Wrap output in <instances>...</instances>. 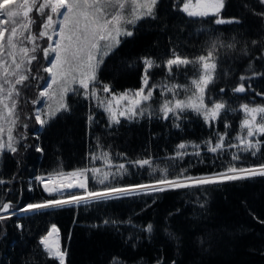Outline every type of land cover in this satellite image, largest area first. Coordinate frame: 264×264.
<instances>
[{"label": "trees", "instance_id": "16d2710c", "mask_svg": "<svg viewBox=\"0 0 264 264\" xmlns=\"http://www.w3.org/2000/svg\"><path fill=\"white\" fill-rule=\"evenodd\" d=\"M174 3L175 0H159L157 19L142 21L133 37L123 38L124 42L101 65L99 78L111 84L116 92L137 89L141 86V57L152 56L162 61L173 48L181 55L192 57L200 54L217 36L225 41L235 36L239 41L237 51H228V55L222 57L224 71L230 74L221 75L215 85H209L215 89L213 98L224 97L233 106L237 97L244 102L264 103V98L256 96V92L264 93V75L246 81V87L251 84V88L245 94L234 96L231 92V88L240 83L239 75L251 76V71L264 73V61L256 59L260 51L250 43L261 35V18L253 15L244 4L256 11H264V6L257 0H226L221 15L237 17L241 23L216 26L187 17L173 7ZM208 28L213 30L211 34L202 31ZM246 43L250 51L244 56L240 49ZM38 58L32 65L33 74L47 78L41 67L46 63L41 53ZM249 61L253 69L246 72ZM153 76L160 81L165 71L155 69ZM177 79L180 83L186 82L183 75ZM37 81L30 80V87L24 93L25 101L34 97L31 93L37 88ZM221 87L225 88L224 93L219 92ZM158 91L154 95L159 99ZM68 101L70 111L58 114L39 132L32 116L35 107L30 102L23 103V113L31 118L26 120L28 129L20 130L27 132L28 139L23 143L29 147L16 155H0V178L11 181L0 185V200H11L18 209L27 203L51 199L34 180L36 175H46L54 169L72 171L86 165L104 166L101 161L88 159L91 153L99 151L97 138L112 155L113 163H124L129 170L123 177L112 178L108 186L135 185L152 179L147 175L148 170L129 163L140 158L150 157L161 168L169 166L173 174L187 168L186 174L194 177L223 171L226 166H222V159L214 161L201 144L211 133L224 132L223 122H216L214 128H210L202 118L188 113L181 128L174 127L170 120L156 118L121 119L120 125L109 128L103 111L94 108L91 101L71 94ZM90 114L95 116L91 123L88 121ZM239 115H227L232 125L228 130L230 136L236 134ZM181 142L201 144V157L186 155L182 160L168 159L175 155L176 146ZM37 144L43 148L42 154L35 151ZM187 151L195 150L190 147ZM262 154L264 147L257 157L249 156L244 165L264 161ZM109 170L116 172L115 167ZM90 187L101 189L104 185L90 180ZM200 203L204 207H199ZM48 211L50 215L17 211L16 216L5 222L6 235L0 232V264H55L47 261L37 249L40 237L52 224L59 228L62 247L67 249L66 264H112L113 258H119L121 264H264V223H260L264 221V177L190 192L134 195L106 203L90 202ZM105 219L131 223L113 227L105 225ZM17 223L24 225L23 230L16 228ZM149 223L153 225L151 233L142 230Z\"/></svg>", "mask_w": 264, "mask_h": 264}, {"label": "snow or ice", "instance_id": "6c2138e0", "mask_svg": "<svg viewBox=\"0 0 264 264\" xmlns=\"http://www.w3.org/2000/svg\"><path fill=\"white\" fill-rule=\"evenodd\" d=\"M225 2L175 0L173 7L187 17L197 18L209 25L240 24L241 20L237 17L221 15ZM257 3L264 6V0H257ZM158 4L159 0H0V155H16L21 149L26 151L29 147L23 143L28 139L27 132L20 130L28 129L26 120L31 118L23 113V103L30 102L35 106L43 102L44 108L32 113L35 123L43 129L58 114L70 111L68 97L71 94L82 96L84 100L91 101L94 108L102 110L109 128L120 125L121 119L137 121L141 118L170 120L174 127L181 128V122L188 113L202 118L210 128H214L216 122H223L224 132H213L201 142L214 161L222 159V166L226 165L223 171L194 177L186 174L187 168H181L173 174L169 166L161 168L150 157L140 158L129 163L148 170L147 175L152 179L135 185L108 186L110 177H123L129 170L124 163L114 164L112 155L104 150V145L97 138L99 151L91 153L89 161H102L108 169L115 167L116 172L86 165L72 171L54 169L46 175H36L34 180L52 198L27 203L18 209L11 200H0V232L4 235L5 222L16 216L17 211L50 215V209L88 205L90 202L106 203L111 199L134 195L154 196L178 190L190 192L264 177V161L244 165L249 156L257 157L264 147V140L261 139L264 137V103L244 102L237 97L233 106L224 97L213 98L215 89L209 88V85L218 82L221 75L230 74L224 71L222 57L227 56L228 51H237L239 41L235 36L228 41L217 36L200 54L192 57L181 55L175 48L162 61L152 56L141 57L143 68L138 89L116 92L111 84L99 78L101 65L124 42L123 38L133 37L142 21L157 19ZM244 7L261 18V35L250 43L260 51L256 59L264 61V11H256L248 4H244ZM34 11L41 18L39 23L32 15ZM202 31L211 34L213 30L208 28ZM44 39L46 46L37 44V41ZM222 49L225 51L222 52ZM249 51L246 43L240 49V54L247 56ZM37 53L43 54L46 63L41 67L48 74L47 78L33 74V62L39 59ZM155 69L165 71L162 80L154 79ZM252 69L253 64L249 61L245 71ZM180 75L186 78V82L178 81ZM261 75L264 73L257 71H251V76L239 75L240 83L232 87L231 92L234 96L245 94L251 88V84L246 87L245 82ZM37 79L44 81L43 89L36 98L25 101L24 93L30 87V80ZM157 91L159 99L154 95ZM219 92L224 93L225 88L221 87ZM256 96L264 98V93L256 92ZM229 113L240 114L235 136H230L228 131L232 127L227 120ZM94 120L95 116L90 114L89 123ZM201 144L181 142L176 146L175 155L168 159L182 160L186 155L201 157ZM190 147L195 151L189 153L187 150ZM229 149L237 151L230 152ZM35 151L42 154L43 148L37 144ZM200 162H203L202 158ZM157 172L160 174L156 175ZM90 180L104 187L94 189L90 187ZM8 183L11 181L0 178V185ZM29 191H32L31 187ZM199 207H204V204L200 203ZM103 223L116 227L131 221L105 219ZM15 226L20 230L24 228L21 223ZM142 230L151 233L153 225L149 223ZM37 249L47 261L66 264L68 253L66 247H62L57 225L52 224L40 237ZM112 264H121V261L113 258Z\"/></svg>", "mask_w": 264, "mask_h": 264}, {"label": "rangeland", "instance_id": "374dc122", "mask_svg": "<svg viewBox=\"0 0 264 264\" xmlns=\"http://www.w3.org/2000/svg\"><path fill=\"white\" fill-rule=\"evenodd\" d=\"M32 15H36L35 11L32 13ZM36 16H37V15H36ZM40 19H41V18L37 16V22H38V23H39ZM54 39H55V38H54ZM37 44L40 45V46H46L47 41H46V39H44V40H39V41H37ZM41 54H42V53H41ZM37 56H38V53H37ZM42 56H43V54H42ZM34 63H35V62H33V64H34ZM46 74H47V73H46ZM47 76H48V74H47ZM37 84H38L37 88L35 89V91H34L33 93H31V94L34 95V97H33L32 99L36 98V97L38 96L39 91H41V90L43 89L44 81L38 79ZM41 85H42V86H41ZM137 89H138V88H137ZM34 107H35L34 112H37V111H39L40 109L44 108V104H43V102H41L40 104H37V105H35ZM40 130H41V128H40V126L37 124V130H36V131L39 132ZM101 163L103 164L102 161H101ZM100 168L102 169V171H109V169H108L107 167H105V165H104V166H100ZM90 175H91V174L89 173V176H90ZM111 180H112V178L110 177V181H111ZM97 185H100V184H97Z\"/></svg>", "mask_w": 264, "mask_h": 264}]
</instances>
